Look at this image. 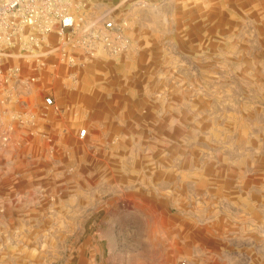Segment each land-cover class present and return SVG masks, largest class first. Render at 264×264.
I'll use <instances>...</instances> for the list:
<instances>
[{
    "label": "rangeland",
    "instance_id": "rangeland-1",
    "mask_svg": "<svg viewBox=\"0 0 264 264\" xmlns=\"http://www.w3.org/2000/svg\"><path fill=\"white\" fill-rule=\"evenodd\" d=\"M69 10L121 25L129 45L61 66L43 134L13 140L10 122L0 264H88L94 249L92 264H264V0H72ZM49 81L38 79L39 94ZM161 149L178 189L134 190L97 172L104 155L126 168L130 152Z\"/></svg>",
    "mask_w": 264,
    "mask_h": 264
},
{
    "label": "built area",
    "instance_id": "built-area-1",
    "mask_svg": "<svg viewBox=\"0 0 264 264\" xmlns=\"http://www.w3.org/2000/svg\"><path fill=\"white\" fill-rule=\"evenodd\" d=\"M71 1L0 0L1 108L14 101L18 85L28 89L45 74L51 81L42 84L40 96L44 107H54L52 92L61 76V66L79 69L87 60L100 55V51L116 55L128 48L121 25L112 20H104L100 26L85 24L81 17L70 12ZM14 56L22 62H10ZM8 119L5 120L4 114L0 116V145L10 138L13 130L10 122H23L24 116L10 114ZM85 133L82 128L79 137Z\"/></svg>",
    "mask_w": 264,
    "mask_h": 264
},
{
    "label": "crops",
    "instance_id": "crops-1",
    "mask_svg": "<svg viewBox=\"0 0 264 264\" xmlns=\"http://www.w3.org/2000/svg\"><path fill=\"white\" fill-rule=\"evenodd\" d=\"M127 52H125L124 54H126ZM108 57H112V56H108ZM125 57H127V56H125ZM10 62H12L13 64H17L19 62H22V60H20V58L14 56V57H12V59H10ZM25 73L27 74L28 71L25 70ZM77 75L78 74L75 71L71 72V77L75 81L78 78ZM38 84H39V82H36L32 86H30L28 89L21 87V85H18V87H16V90H14V95H15L14 101L10 102V104L7 105L6 107L1 108V109H5L3 111L6 112V115L7 114L10 115V114H22V113H24V114L30 115L32 118H34L35 125H36L34 128L26 127V125H23L21 122H18L17 120L12 121L13 126H14L13 138H12L13 140L17 141L18 139H21V138L26 139V138L30 137L31 135L33 137L38 133L43 134L44 128L46 129V127H48L47 114H46L47 109L43 105L42 97L38 93L39 91H37V89H39ZM99 86H101V84L98 85V87ZM60 99H61V101L63 100L62 97ZM130 119H132V121L135 124H137L134 120V117H132ZM96 132H97V125L94 124L93 126L91 125L89 127V133L87 131V135H92V134H95ZM134 136L138 137L137 135H134ZM63 140L70 143L73 139L66 137V138H63ZM25 149L26 148L23 149L21 147V151L19 152V153H21L20 154L21 156H18V158L21 159L20 160L21 163H25L26 159H27V156L24 154ZM22 152H24V153H22ZM142 152L143 151H140V152L132 151V152H130V153H133L134 157L136 158L135 164H133L132 166L125 168V167L116 165L114 167V169H112V167H111V160L109 158H107L110 156L106 157V155H104V157H103L104 158V160H103L104 168L102 169L99 166L97 169V172L98 173L103 172L104 175H106L107 172H110V174L113 173L114 174L113 175L114 176V183L119 184V185L128 184V185H130L129 188H132L134 190H138L139 188H141L142 183L147 182V181L148 182L156 181L157 183L171 182L172 185H169V187L178 189V185H174L173 183H176V181L178 179V175L180 172L176 171V167L172 163H170V167H168L169 162L167 160V156H168L167 152L162 150V149H161V151H156L154 155L146 154L144 152H143V154H145V155H143ZM144 156L147 158H145V160H141L140 157H144ZM153 160H157V162H154ZM164 162H166L165 165H164ZM156 163H157V165H155ZM146 167H147V171H144V169ZM29 168L30 167L26 166L25 164L19 165L18 171L26 172ZM125 169H129V174H127V171ZM95 171H96V169H95ZM119 187L120 186L117 185L116 188L117 189L123 188V187H120V188ZM93 251L94 252H90L88 250V254H89V258H87L88 262H89L88 264H92L91 258L97 253V251L95 249Z\"/></svg>",
    "mask_w": 264,
    "mask_h": 264
}]
</instances>
